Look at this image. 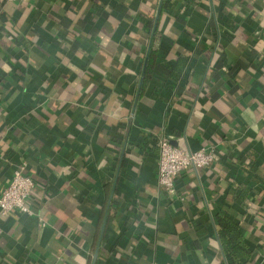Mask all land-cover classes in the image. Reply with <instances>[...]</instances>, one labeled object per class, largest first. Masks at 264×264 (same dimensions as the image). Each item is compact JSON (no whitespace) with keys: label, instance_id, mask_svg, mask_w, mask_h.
<instances>
[{"label":"crops","instance_id":"0c3cea01","mask_svg":"<svg viewBox=\"0 0 264 264\" xmlns=\"http://www.w3.org/2000/svg\"><path fill=\"white\" fill-rule=\"evenodd\" d=\"M160 135L217 159L169 195ZM22 161L0 264H236L220 215L264 264V0H0V191Z\"/></svg>","mask_w":264,"mask_h":264},{"label":"built area","instance_id":"2783aa9c","mask_svg":"<svg viewBox=\"0 0 264 264\" xmlns=\"http://www.w3.org/2000/svg\"><path fill=\"white\" fill-rule=\"evenodd\" d=\"M155 144L158 152L157 183L169 195L176 194L175 179L183 171L194 168H208L217 159L214 146H203L197 150H185L171 143L170 137L160 135ZM27 163L20 162L12 172L9 183L0 191V214L8 215L15 211L37 216L40 227L44 220L31 205L32 191L35 187L33 177L26 171Z\"/></svg>","mask_w":264,"mask_h":264},{"label":"trees","instance_id":"16d2710c","mask_svg":"<svg viewBox=\"0 0 264 264\" xmlns=\"http://www.w3.org/2000/svg\"><path fill=\"white\" fill-rule=\"evenodd\" d=\"M153 29H154V31H153ZM153 29H152V31H153V33H155L156 29L155 28H153ZM151 54H152V51H150L149 55H148L146 74L148 72L149 65L151 63ZM262 183L264 185V178L262 180ZM234 199L236 200L238 198L234 196ZM219 221H220L219 225L221 226L220 239H222L223 242H225V239H226V241L228 243V249H230V251H231L230 253H233V254L236 253L237 254V256H236L237 260L235 257L236 264H242V263L248 261L249 256H250V251L248 250L247 246L243 243L242 237L236 231L235 225L231 221H229L228 219H226V218L223 219V217L221 215L219 217ZM233 236H234V239L237 240V242L230 244V239L233 240Z\"/></svg>","mask_w":264,"mask_h":264},{"label":"water","instance_id":"95a60500","mask_svg":"<svg viewBox=\"0 0 264 264\" xmlns=\"http://www.w3.org/2000/svg\"><path fill=\"white\" fill-rule=\"evenodd\" d=\"M98 246H99V243H98L97 248H96V250H95L94 258H95V256H96V253H97V250H98Z\"/></svg>","mask_w":264,"mask_h":264}]
</instances>
